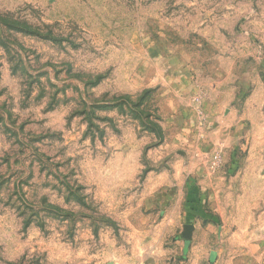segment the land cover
<instances>
[{"label": "rangeland", "instance_id": "374dc122", "mask_svg": "<svg viewBox=\"0 0 264 264\" xmlns=\"http://www.w3.org/2000/svg\"><path fill=\"white\" fill-rule=\"evenodd\" d=\"M229 155L264 156V0H0V264L168 262Z\"/></svg>", "mask_w": 264, "mask_h": 264}, {"label": "crops", "instance_id": "0c3cea01", "mask_svg": "<svg viewBox=\"0 0 264 264\" xmlns=\"http://www.w3.org/2000/svg\"><path fill=\"white\" fill-rule=\"evenodd\" d=\"M186 177L190 189L161 217L180 246L162 264H264V156L229 155L218 170L195 166Z\"/></svg>", "mask_w": 264, "mask_h": 264}, {"label": "built area", "instance_id": "2783aa9c", "mask_svg": "<svg viewBox=\"0 0 264 264\" xmlns=\"http://www.w3.org/2000/svg\"><path fill=\"white\" fill-rule=\"evenodd\" d=\"M220 159L217 157V156H214V158L212 159V163L213 165L216 167V166H219L220 165Z\"/></svg>", "mask_w": 264, "mask_h": 264}]
</instances>
